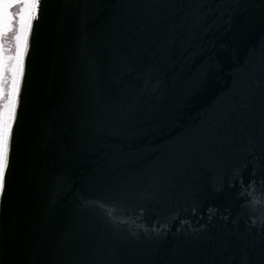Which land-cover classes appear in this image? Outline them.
<instances>
[{
    "label": "water",
    "instance_id": "95a60500",
    "mask_svg": "<svg viewBox=\"0 0 264 264\" xmlns=\"http://www.w3.org/2000/svg\"><path fill=\"white\" fill-rule=\"evenodd\" d=\"M0 264H264V0H42Z\"/></svg>",
    "mask_w": 264,
    "mask_h": 264
},
{
    "label": "snow or ice",
    "instance_id": "6c2138e0",
    "mask_svg": "<svg viewBox=\"0 0 264 264\" xmlns=\"http://www.w3.org/2000/svg\"><path fill=\"white\" fill-rule=\"evenodd\" d=\"M42 0H0V200L11 179L26 59Z\"/></svg>",
    "mask_w": 264,
    "mask_h": 264
}]
</instances>
